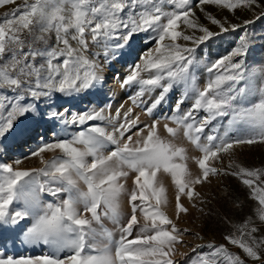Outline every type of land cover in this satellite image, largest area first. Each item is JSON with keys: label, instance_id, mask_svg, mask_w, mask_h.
Wrapping results in <instances>:
<instances>
[{"label": "snow or ice", "instance_id": "6c2138e0", "mask_svg": "<svg viewBox=\"0 0 264 264\" xmlns=\"http://www.w3.org/2000/svg\"><path fill=\"white\" fill-rule=\"evenodd\" d=\"M10 3L15 0H0V6ZM191 3L192 0H34L32 3L24 0L9 18L0 21V95H3L0 109L5 107L4 100L9 103L7 111L0 112V138L13 130L17 117L28 113L38 115L36 102L42 97L50 98L53 93L71 96L102 83V69L96 62L98 54H91L90 58L89 42L103 47L107 58L109 51L115 55L116 49L126 47L134 34L151 31L154 35L149 39L155 40V46L130 66L122 86L138 85L137 95L130 97L135 107H141L145 93L160 90L151 105L142 109L149 115L165 101L174 86H183L185 97L192 94V109L179 112L182 97L175 107L179 114L165 118L183 127L187 139L202 153L196 161L200 174L192 177L186 164L176 162L187 159L185 149L163 141L158 135L159 119L133 133L138 137L133 141L131 135L125 139L126 132L139 123V116L129 119L131 108L123 117L120 110L114 116L105 115L103 109L86 110L71 114L70 118L60 112H49L48 118L62 120L66 125L107 121L111 129L89 125L71 139L39 146L32 153L45 165L39 170H15L11 165L0 164V235L4 231L22 232L24 242L45 245L52 253L35 258L0 255V264H174L172 256L175 245L182 242L181 230L162 210L168 199L166 189L157 180L161 171L170 174L175 184L177 218L188 211L180 202L181 196L191 201L200 195L195 186L207 182L210 175H232L251 190V198L259 204L257 217L264 223V186L256 183L264 176V170L237 165V170L230 172L210 165L221 153H230L234 145L264 143V87L257 91L253 80L257 73L252 71L246 75L243 59L233 61L234 57L246 55V35L239 37V46L229 55L207 67L210 76L206 86L201 89L197 85L195 75L189 71L195 49L179 41L199 45L218 33L198 22ZM199 3L232 12L237 8L259 7L257 0H199ZM207 18L222 32L230 31L211 14H207ZM182 24L193 34H185ZM236 27L231 26V30ZM196 31L202 35L196 36ZM50 32H55L52 46H48L46 39ZM113 40L117 43H109ZM37 43L43 46L36 47ZM61 57L63 59L56 63ZM144 73H148L147 77ZM8 93L12 94L11 99ZM25 94L28 102H24ZM257 94L260 99L253 102L252 97ZM199 111L207 115L197 121L194 113ZM224 117L228 121L223 134L207 135L206 142L201 144L204 128L211 121ZM16 129L21 136L27 133L19 125ZM165 129L176 136V129L167 124ZM230 133H235V137ZM109 146L115 147L105 155L104 150ZM57 150L63 155L51 161L43 159V153ZM129 171L136 173L131 191L123 182ZM40 176L49 179L41 183ZM79 182L86 185V191L79 188ZM126 191L131 215L122 223L120 197ZM44 192L57 197L63 192L67 197L60 203H42L40 194ZM14 201L22 203L23 208L10 214L8 209ZM138 210L144 223L139 235L128 239L139 223ZM102 216L117 225L118 240L113 238L111 231L103 228L98 231L93 226L101 224ZM28 220L30 223H22ZM238 231L241 236L230 235L225 239L242 249L250 259L261 260L259 250L264 248V239L255 237L259 229L251 218L238 226ZM207 247L211 251L198 254L191 264H245L224 245L208 244ZM65 250L71 254L61 258L59 253Z\"/></svg>", "mask_w": 264, "mask_h": 264}, {"label": "rangeland", "instance_id": "374dc122", "mask_svg": "<svg viewBox=\"0 0 264 264\" xmlns=\"http://www.w3.org/2000/svg\"><path fill=\"white\" fill-rule=\"evenodd\" d=\"M34 0H29V3ZM24 0H15V3L0 6V21L7 19L11 14L21 5ZM259 7L252 8H237L234 12L227 9L219 8L211 4H200L199 0H192L191 7L195 13V18L198 22L208 27L214 35L209 40L202 44L194 45L190 41H179L184 46L194 48L192 53L194 56L193 64L189 71L195 75L197 85L203 89L206 86L210 74L207 72V67L217 60L229 55L236 47L239 46V37L246 35L248 42L247 52L244 57H234L233 61L240 59L244 60L245 74L256 71L253 77L257 91L264 87V0H257ZM67 8V6H65ZM165 7H169L165 5ZM127 11V9H125ZM19 15V13H16ZM207 14H211L214 18L221 21L225 27L230 31L222 32L218 25H214L207 18ZM252 21V23H245ZM236 25L235 30H231V26ZM181 30L185 34H193L192 30L185 29L181 25ZM126 31V30H125ZM25 35H27L25 33ZM88 34L86 33V36ZM154 34L149 32H140L134 34L129 40L128 45L124 48L116 49L115 55L112 51L108 52L107 58L104 55V48L97 47L89 42V56L91 54H98L96 62L102 69L101 75L103 77L102 83L92 89L83 90L71 96H65L60 93H53L52 97H42L36 102L38 115L28 113L23 117H17L14 121V128L5 137L0 138V164L11 165L15 170L33 171L45 167L41 163L40 157L32 155L33 151L39 146L47 143L58 142L61 140L71 139L79 131L87 128L89 125L106 126L111 129L107 121H89L84 125L64 124L62 120H52L48 118V113L51 111L60 112L66 118H70L71 114L80 113L86 110H101L103 109L105 115L111 113L115 115L117 110H120L121 117L128 109H132L129 119L139 116L138 125L131 131L126 132L125 139L131 135L133 141L138 139L133 135L138 129L144 128L145 125H150L154 120L159 119L158 135L160 138L171 143L177 147L185 149L187 159L177 163L186 164L192 177L200 174V169L196 161L202 157V153L191 143L185 136V129L178 127L171 120L165 117H170L175 112L176 103L183 97V103L179 105V112L184 113L192 109L193 99L192 94L189 93L187 97L184 96L183 86H174L167 94L165 101L162 102L152 114L149 115L143 111L151 105L155 97L159 93L157 89L153 93H145L143 104L141 107H135L130 97L136 96L138 93V85L132 84L130 86H122L123 79L129 74L130 66L140 61L141 55L147 50L155 46V40L149 39ZM196 36L202 35L199 31L195 32ZM48 46L55 44V32L46 34ZM73 46L75 42L71 41ZM109 43L114 44L117 41L113 40ZM167 43V41H166ZM36 47H42V43H37ZM40 58H37L39 62ZM60 60L55 61L59 63ZM147 77L148 73L143 74ZM242 84L244 82H241ZM11 99V93L7 94ZM26 101L28 102L27 94ZM3 99V95H0ZM259 95L252 97L253 102H258ZM5 107L0 109V112H6L9 107L8 100H4ZM66 110V111H65ZM196 120L199 121L207 114L203 111L194 113ZM228 118H218V120L211 121L203 130L201 134L200 143L204 144L207 135H222L225 128H227ZM22 122V123H21ZM165 124L168 127L177 130L176 136H171L165 129ZM19 125L20 129H26L27 133L23 136L19 135L16 129ZM215 129V130H214ZM15 133V135H14ZM146 131L144 135H146ZM235 133H230V136L235 137ZM83 148L82 145H76ZM115 146H109L104 150L107 155ZM63 154L57 150L54 152H45L42 154L45 161H51L55 157H60ZM17 160L20 163H15ZM91 161V157H89ZM231 164V167L229 165ZM210 165L222 170L234 171L237 170V165L250 169L264 170V143L257 142L253 144H238L234 145L230 153H221L218 160L210 162ZM136 173L129 171V176L126 181H123L125 188L131 191L134 187V177ZM48 177L40 176L39 181L44 183ZM157 180L161 182L166 189L168 203L162 207V210L173 221L175 226L181 230V243L175 245V255L172 256L174 264H191V261L200 253H209L211 250L207 247L208 244L215 246L224 245L228 251L234 255H239L245 261V264H264V248L260 249L261 260L254 261L246 256V254L237 246L229 244L225 237L230 235L241 236L238 231V226L244 224L251 218L255 227L259 229L254 235L259 239H264V223L259 221L256 210L259 207L258 201L252 199L251 190L245 186L240 179L232 175H210L207 182L195 186V191L200 195L189 201L186 196H181L180 202L188 209L187 213H181L177 218L175 208L176 187L170 174L161 171L157 174ZM264 186V176L260 181L256 182ZM55 187V185H52ZM79 188L86 191V185L79 182ZM67 197V193L61 192L59 196H52L47 192L40 194L42 203H60ZM201 200L203 203H201ZM137 204L140 201L136 202ZM152 203H155L153 200ZM195 205V207L193 206ZM82 209V205L78 206ZM23 204L13 202L9 206V213L11 214L16 209H22ZM203 209V211H200ZM119 211L123 217L122 223L131 215V204L129 203L128 192H124L120 197ZM137 220L139 223L134 226L132 236L128 239H134L139 235V228L144 223L143 216L138 210ZM90 217V214H89ZM22 223H30V220ZM99 230L101 228L111 231L114 239H119L120 232L117 225H115L107 217L101 219V224L93 225ZM170 229V225H166ZM187 230V231H185ZM248 240L247 236H244ZM193 248L196 249L193 252ZM51 255V251L45 245H31L23 240V233L17 231H4L0 235V255L14 258H35L41 255ZM67 250L59 253L61 258L70 255Z\"/></svg>", "mask_w": 264, "mask_h": 264}]
</instances>
